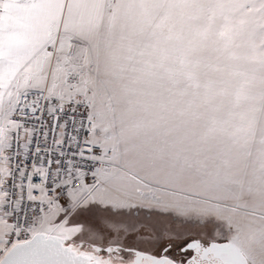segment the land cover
<instances>
[{"label":"rangeland","instance_id":"rangeland-1","mask_svg":"<svg viewBox=\"0 0 264 264\" xmlns=\"http://www.w3.org/2000/svg\"><path fill=\"white\" fill-rule=\"evenodd\" d=\"M0 52V107L30 81L84 97L264 264V0H0Z\"/></svg>","mask_w":264,"mask_h":264},{"label":"snow or ice","instance_id":"snow-or-ice-1","mask_svg":"<svg viewBox=\"0 0 264 264\" xmlns=\"http://www.w3.org/2000/svg\"><path fill=\"white\" fill-rule=\"evenodd\" d=\"M81 108L37 100L0 132V264H239V228L209 231Z\"/></svg>","mask_w":264,"mask_h":264},{"label":"built area","instance_id":"built-area-1","mask_svg":"<svg viewBox=\"0 0 264 264\" xmlns=\"http://www.w3.org/2000/svg\"><path fill=\"white\" fill-rule=\"evenodd\" d=\"M41 99L43 101L50 102V103L58 102L64 105L65 107L69 105L70 101H76L82 105V108H81L82 111L88 112L90 116L95 119L93 110L91 108V103L84 97L76 96V97H71V98H62L58 95L52 94L46 87H43V86H31L29 88H26L22 92H20L19 97H18V102H17L16 108L14 109L12 117L14 114H18L16 111L18 108H29L31 107L33 102L37 100H41ZM40 106L42 107L43 105L41 104ZM12 121L14 123V128L12 130H15L19 122L16 120H13V118H12Z\"/></svg>","mask_w":264,"mask_h":264},{"label":"crops","instance_id":"crops-1","mask_svg":"<svg viewBox=\"0 0 264 264\" xmlns=\"http://www.w3.org/2000/svg\"><path fill=\"white\" fill-rule=\"evenodd\" d=\"M0 54H1V52H0ZM19 74H20L19 71H17L16 69H12L11 68L7 72V78L11 77V80L14 81L16 79V77L19 76ZM32 84H33V82L30 81L29 84H27L26 86L20 88L18 90V92H16V96H15L14 101L12 103H10V105L7 108L0 107V132H3L4 134L7 135L9 133V130H12L14 128V123L12 121V114L14 112V109L16 108L19 94H20V92H22L26 88L31 87ZM33 86H40V85H33ZM43 87H46L48 89V84L46 83L45 86L43 85ZM95 114H96V112H95Z\"/></svg>","mask_w":264,"mask_h":264},{"label":"flooded vegetation","instance_id":"flooded-vegetation-1","mask_svg":"<svg viewBox=\"0 0 264 264\" xmlns=\"http://www.w3.org/2000/svg\"><path fill=\"white\" fill-rule=\"evenodd\" d=\"M243 254L234 253V259H236L239 264H252L251 256L247 252L246 248L242 245L239 246Z\"/></svg>","mask_w":264,"mask_h":264},{"label":"water","instance_id":"water-1","mask_svg":"<svg viewBox=\"0 0 264 264\" xmlns=\"http://www.w3.org/2000/svg\"><path fill=\"white\" fill-rule=\"evenodd\" d=\"M235 252L238 253V254H243L240 247H238Z\"/></svg>","mask_w":264,"mask_h":264}]
</instances>
